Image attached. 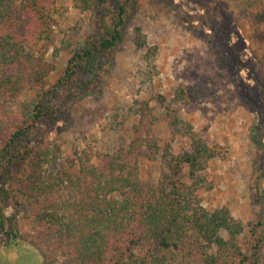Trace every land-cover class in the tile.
I'll return each mask as SVG.
<instances>
[{
	"label": "trees",
	"instance_id": "trees-1",
	"mask_svg": "<svg viewBox=\"0 0 264 264\" xmlns=\"http://www.w3.org/2000/svg\"><path fill=\"white\" fill-rule=\"evenodd\" d=\"M136 2L73 0L92 12L84 35L59 28L58 0H0V234L19 238L27 219L45 264H262L264 229L256 235L227 207L200 203L197 170L219 154L214 146L194 139L174 153L147 137L143 110L105 152L74 144L66 154L42 137V123L56 124L92 94ZM58 34L55 53L69 58L47 83ZM158 159L155 180L143 168Z\"/></svg>",
	"mask_w": 264,
	"mask_h": 264
},
{
	"label": "rangeland",
	"instance_id": "rangeland-1",
	"mask_svg": "<svg viewBox=\"0 0 264 264\" xmlns=\"http://www.w3.org/2000/svg\"><path fill=\"white\" fill-rule=\"evenodd\" d=\"M248 3L137 0L127 12L124 39L106 59L92 94L56 124L42 123V137L51 146L61 144L66 154L74 144L105 152L141 123L143 110L147 137L159 138L162 146L171 144L174 153L191 149L194 139L215 147L219 154L197 170L201 205L227 207L247 230L253 227L262 236L264 18L259 11L264 0H255L246 10ZM57 8L63 14L59 28L89 32V9L73 0H58ZM57 38L47 53L53 65L47 83L69 58L64 50L55 53L61 34ZM159 159L147 162L143 174L157 180ZM186 173L188 179L189 166ZM13 211L12 206L6 209L7 214ZM18 233L26 238L0 234V264H45L44 255L30 243L34 234L27 219Z\"/></svg>",
	"mask_w": 264,
	"mask_h": 264
}]
</instances>
